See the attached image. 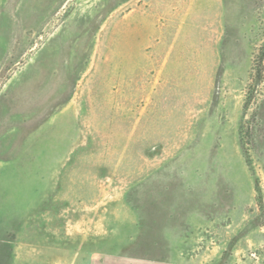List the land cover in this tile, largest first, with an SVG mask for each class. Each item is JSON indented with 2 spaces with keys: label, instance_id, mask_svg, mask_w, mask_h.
<instances>
[{
  "label": "rangeland",
  "instance_id": "obj_1",
  "mask_svg": "<svg viewBox=\"0 0 264 264\" xmlns=\"http://www.w3.org/2000/svg\"><path fill=\"white\" fill-rule=\"evenodd\" d=\"M263 46L264 0H0V264H264Z\"/></svg>",
  "mask_w": 264,
  "mask_h": 264
},
{
  "label": "crops",
  "instance_id": "obj_2",
  "mask_svg": "<svg viewBox=\"0 0 264 264\" xmlns=\"http://www.w3.org/2000/svg\"><path fill=\"white\" fill-rule=\"evenodd\" d=\"M114 260H116L117 262H120L122 261V258L113 257V256H104L101 258L93 259L91 264H114L115 263ZM156 264H176V263L166 262V263H156Z\"/></svg>",
  "mask_w": 264,
  "mask_h": 264
},
{
  "label": "trees",
  "instance_id": "obj_3",
  "mask_svg": "<svg viewBox=\"0 0 264 264\" xmlns=\"http://www.w3.org/2000/svg\"><path fill=\"white\" fill-rule=\"evenodd\" d=\"M256 71L258 73V76H260V80L264 81V77H261L264 73V46L261 48V52L257 56Z\"/></svg>",
  "mask_w": 264,
  "mask_h": 264
}]
</instances>
